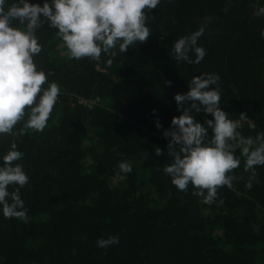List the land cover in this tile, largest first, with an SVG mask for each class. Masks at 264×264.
Wrapping results in <instances>:
<instances>
[{
    "label": "trees",
    "instance_id": "obj_1",
    "mask_svg": "<svg viewBox=\"0 0 264 264\" xmlns=\"http://www.w3.org/2000/svg\"><path fill=\"white\" fill-rule=\"evenodd\" d=\"M260 7L264 0H161L149 13L148 41L115 58L102 53L100 62L69 59L58 30L45 21L35 33L42 51L34 61L48 74L43 88L55 82L61 92L43 132L19 135L26 109L13 134L0 135V167L16 143L24 154L16 163L30 178L20 189L27 223L5 218L0 205V264H264V166L246 189L250 173L237 150L241 164L231 174L238 179L232 189L221 187L211 205L192 194L191 184L178 190L163 171L170 162L163 132L181 114L174 95L187 92L195 75L221 77L220 107L233 120L247 114L243 135L264 132ZM200 27L202 61L172 59L175 41ZM94 98L91 107L80 101ZM195 116L204 123L203 112ZM157 146L164 155H155ZM122 160L131 173L120 172ZM109 236L119 243L97 246Z\"/></svg>",
    "mask_w": 264,
    "mask_h": 264
},
{
    "label": "clouds",
    "instance_id": "obj_2",
    "mask_svg": "<svg viewBox=\"0 0 264 264\" xmlns=\"http://www.w3.org/2000/svg\"><path fill=\"white\" fill-rule=\"evenodd\" d=\"M160 3L161 0H45L41 6L28 0L11 4L0 0V135L13 134L15 126L24 120L26 109L30 113L19 135L28 130L43 132L58 101L59 85L52 82L44 89L48 74L37 70L34 61L42 51L35 33L45 21L58 30L56 34L64 42L69 59L87 57L100 62L102 53L115 58L118 52L125 53L138 42L146 43L151 35L149 13ZM257 15L264 16V7L258 9ZM14 22L25 27H16ZM203 33L204 28L200 27L191 35L178 38L171 48L172 59L199 64L206 55V50L198 46ZM261 37L264 38V30ZM190 53L195 54V59ZM111 58L106 61L109 67L113 63ZM165 83L171 86L172 82ZM188 89L174 95L181 114L173 116L171 126L163 132L169 138L166 155L170 158L164 173L178 190L187 192L191 184L195 189L192 194L201 197V203L211 205L217 201L221 187L232 189L233 181L238 179L231 173L240 167V158L235 155L239 150L245 158L244 171L250 173L245 184L250 190L257 178V166H264V132L246 137L239 131L241 122H248V116L242 112L239 120H233L220 107L222 88L218 74L195 75L188 81ZM201 112L204 123L195 116ZM209 114L212 119L207 118ZM156 127H161L159 121ZM249 127L255 129L256 125L249 123ZM148 154L145 150L144 158ZM164 154L160 147L155 148L156 156ZM23 156L16 143L3 156L0 205L5 218L27 223L28 209L20 189L30 178L23 164L16 163ZM118 168L124 174L133 170L127 160L120 161ZM10 186H16L15 190L9 191ZM219 204H223L222 199ZM118 243V236L96 241L101 248Z\"/></svg>",
    "mask_w": 264,
    "mask_h": 264
},
{
    "label": "built area",
    "instance_id": "obj_3",
    "mask_svg": "<svg viewBox=\"0 0 264 264\" xmlns=\"http://www.w3.org/2000/svg\"><path fill=\"white\" fill-rule=\"evenodd\" d=\"M80 101L84 103L86 106L91 107L93 104L98 103L99 99L98 98H94L91 100L81 99Z\"/></svg>",
    "mask_w": 264,
    "mask_h": 264
},
{
    "label": "rangeland",
    "instance_id": "obj_4",
    "mask_svg": "<svg viewBox=\"0 0 264 264\" xmlns=\"http://www.w3.org/2000/svg\"><path fill=\"white\" fill-rule=\"evenodd\" d=\"M114 181L116 182V181H117V179L115 178V179H114Z\"/></svg>",
    "mask_w": 264,
    "mask_h": 264
}]
</instances>
